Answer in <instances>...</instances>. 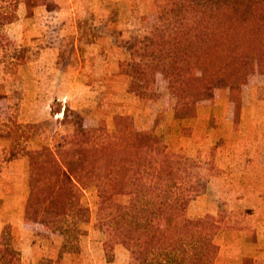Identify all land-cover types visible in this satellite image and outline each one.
Returning a JSON list of instances; mask_svg holds the SVG:
<instances>
[{"label":"rangeland","instance_id":"obj_1","mask_svg":"<svg viewBox=\"0 0 264 264\" xmlns=\"http://www.w3.org/2000/svg\"><path fill=\"white\" fill-rule=\"evenodd\" d=\"M50 1L54 3L51 10L38 7L33 15L18 3L16 19L0 25V131L7 128L3 123L14 127L16 122L25 132L20 138L22 155L15 157L10 156L8 139L0 138L1 206L5 200L0 208L8 213L27 189L26 154L64 145L75 121L85 128L111 132L115 117L127 115L137 130L157 134L171 150L205 165L201 183L206 190L200 197H191L186 210L189 216L221 212L243 226L241 231L232 229L233 234L226 229L216 233L218 252L220 245L231 246L218 263L216 255L212 264H222L219 261L227 254L235 259V254L243 252L242 237L255 235L256 239L257 232L258 252L251 248L250 254L264 264V236H260L264 235V69L248 77L237 110L229 90L218 88L210 100L197 105L194 116L177 120L174 90L162 75L147 81L128 75L127 62L139 57L133 58L124 46L125 40L150 29L156 15L169 7L168 0ZM0 5L5 6L3 0ZM213 174H223V180ZM96 200L93 188L84 192L82 201L89 212L80 216L84 233L78 237L79 250L80 244L84 246L83 263L93 264L94 257L104 255L115 264H129L125 248H105L107 235L96 225ZM6 213L3 217L8 219ZM39 227L30 233L46 237L50 228ZM27 230L10 221L4 223L1 233L9 236L4 240L16 251L13 257L4 255L8 264H23L21 250L32 244L21 238ZM42 237L39 245L45 251L61 243L59 236Z\"/></svg>","mask_w":264,"mask_h":264},{"label":"trees","instance_id":"obj_2","mask_svg":"<svg viewBox=\"0 0 264 264\" xmlns=\"http://www.w3.org/2000/svg\"><path fill=\"white\" fill-rule=\"evenodd\" d=\"M168 1L145 34L124 41L133 58L139 57L127 62V74L136 81L162 75L175 92L177 120L194 116L197 105L218 88L229 90L237 110L248 77L264 69V0ZM3 2L0 25L16 19L18 3L29 15L38 7H54L50 0ZM66 112L65 107L63 119ZM17 124L3 123L7 128L0 131L12 157L23 152L25 132ZM74 126L64 145L26 154L24 217L60 233L61 253L79 251L78 237L84 233L80 216L89 212L82 199L89 188L96 192V225L107 235L105 248L122 246L129 264H212L216 233L243 229L221 212L189 216L191 197L206 190L201 183L205 165L171 150L157 134L137 130L129 116H116L111 132L76 121ZM4 238L9 236H0V264H8L4 255L16 252ZM248 240L255 241V235ZM238 264L261 263L244 256Z\"/></svg>","mask_w":264,"mask_h":264},{"label":"crops","instance_id":"obj_3","mask_svg":"<svg viewBox=\"0 0 264 264\" xmlns=\"http://www.w3.org/2000/svg\"><path fill=\"white\" fill-rule=\"evenodd\" d=\"M201 104H203V103H201ZM201 104L199 103V106ZM197 114H198V111H197ZM213 177L223 180V174H213ZM27 194H28V186H27V189L25 190L24 195L19 197L21 199H16L15 203H13L11 210L8 213H6L4 211V209L0 208V236L2 234L1 232L3 229L4 223L9 222V221H10V223L17 225V227L19 229H21L22 227H26V228L30 229V230H27L26 233H23L24 236L21 237V238H25L28 242H29V240L32 242L31 245L29 243V247H27L25 249L23 248L21 250V254L23 255L22 256L23 264H41L42 261L44 262L43 264H56V263H59V264H84L83 263L84 259L82 257V252H84V246H82L81 244H80V250L78 252H74V253L63 252V253H61L60 248H61L63 236L60 233L52 232L48 228H47L46 232L49 234L45 235L46 237H42L44 235L40 234V233H39V235H35V233H33V234L30 233L32 231L37 232L35 229H37L38 224L41 226V228H43V230L46 227L43 226L41 223L31 221V220L24 217L23 204L27 198ZM3 196L4 195L0 196V206L2 205V197ZM200 196H202V195H200ZM4 204H5V200L3 199V206H1V207L4 208ZM5 213L8 216V219L3 217V215H5ZM233 230L232 229H226L224 231H226L227 233L233 234ZM219 231H221V230H219ZM14 233L15 232H13V234ZM29 236H32V237L29 238ZM53 236H59L61 239V243L58 242L57 245H55V248L53 247V250L45 251L43 249V245H39V242L41 240H39L38 238L42 237L44 239V238L49 237L50 239H53L54 238ZM260 236H264V235H260ZM241 240H242V245H241L242 247H240V248H242L243 252H241V254H237V255L235 254V259L232 257H229L227 254L225 256V259L220 260L219 263L223 262L222 264H225L226 261H230V264H236L241 257H244L243 255H245V256H251L252 255V254H250L251 248H253L254 252H258L255 249L256 246L257 247L259 246L258 232H257V237H256L255 241H251V240H248L246 238L244 240L243 237ZM79 243H81V242L79 241ZM218 245H219V243H218ZM228 246H231V244L220 245L219 252L217 253V257L215 259L216 263H218V259H221L220 255L221 256L225 255V253H223V251L226 250ZM19 250H20V248H19ZM237 251L240 252V250H237ZM247 252H249V254H247ZM252 256L256 257L257 255H252ZM103 257H104V255H99L98 257H94L93 264H115V262L107 261ZM98 258H99V260H98ZM227 264H229V263H227Z\"/></svg>","mask_w":264,"mask_h":264}]
</instances>
